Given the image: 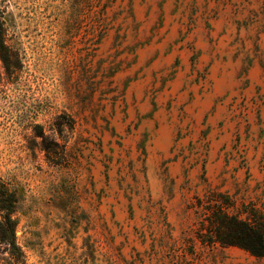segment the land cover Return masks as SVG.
<instances>
[{
    "label": "rangeland",
    "instance_id": "1",
    "mask_svg": "<svg viewBox=\"0 0 264 264\" xmlns=\"http://www.w3.org/2000/svg\"><path fill=\"white\" fill-rule=\"evenodd\" d=\"M0 185V264H264V0H0Z\"/></svg>",
    "mask_w": 264,
    "mask_h": 264
},
{
    "label": "trees",
    "instance_id": "2",
    "mask_svg": "<svg viewBox=\"0 0 264 264\" xmlns=\"http://www.w3.org/2000/svg\"><path fill=\"white\" fill-rule=\"evenodd\" d=\"M7 189L5 187H3L2 185H0V205H2V201L4 200V196L7 193ZM9 204H11L12 207V203L9 202ZM9 207L6 209L5 207H0V212H5V219L7 220L8 226L5 229L4 228V224L0 223V241L2 243H5L8 245L9 249L12 251H15L17 249L16 245H15V241H14V228H13V224L14 221L11 219V214H12V208ZM221 216L222 219L225 221H232L235 225H238L241 227V234L242 237L245 239H250V236L254 235L255 233H259L257 238L259 240V245L257 247V251H251L252 249L245 246V245H240L239 243H235V242H230L227 243V245H231V246H240L241 248L248 250L250 252H254V254H256L257 256H263L264 255V242H263V236L262 234H260L261 232L258 231V228L254 227L253 225H251L250 223L247 222V220L245 221H238V219L236 217H228L226 213L221 211ZM264 224V223H263ZM261 224L259 225L260 228H263L264 225Z\"/></svg>",
    "mask_w": 264,
    "mask_h": 264
}]
</instances>
